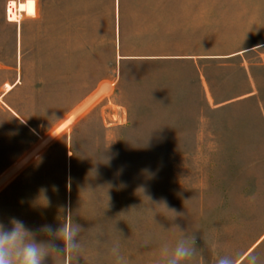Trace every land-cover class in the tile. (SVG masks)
<instances>
[{
    "label": "rangeland",
    "instance_id": "374dc122",
    "mask_svg": "<svg viewBox=\"0 0 264 264\" xmlns=\"http://www.w3.org/2000/svg\"><path fill=\"white\" fill-rule=\"evenodd\" d=\"M12 1L26 0H0V222L79 224L46 264H167L193 237L181 264L243 257L264 235V68L165 57L264 38V0H35L8 23Z\"/></svg>",
    "mask_w": 264,
    "mask_h": 264
},
{
    "label": "clouds",
    "instance_id": "9594fccd",
    "mask_svg": "<svg viewBox=\"0 0 264 264\" xmlns=\"http://www.w3.org/2000/svg\"><path fill=\"white\" fill-rule=\"evenodd\" d=\"M32 4H35V0H32ZM9 223L11 227L0 222V264H46L50 255L67 254L78 247L76 237L80 230L79 224L75 227L65 224L61 228H53L52 225L46 224L33 230L17 218H11ZM41 233L53 239L37 241L36 236ZM55 239L62 240L63 248L54 243ZM194 244V237L191 248L178 244L167 264H181V261L190 259L195 255ZM258 255L260 254L257 251L252 250L239 261V264H257ZM69 264H71L70 260ZM218 264H236V261L220 259Z\"/></svg>",
    "mask_w": 264,
    "mask_h": 264
},
{
    "label": "crops",
    "instance_id": "0c3cea01",
    "mask_svg": "<svg viewBox=\"0 0 264 264\" xmlns=\"http://www.w3.org/2000/svg\"><path fill=\"white\" fill-rule=\"evenodd\" d=\"M35 16V15H34ZM33 17V16H32ZM240 33V34H239ZM233 36L228 40L232 45L230 47L222 48V52L208 53V54H198V55H187V56H170L165 57V59H174V60H193V61H210V60H218L223 63L228 61L238 60L241 67H243V61L246 57L251 54H255L259 58V65L264 68V38L253 39L252 32L249 30L245 33V36L248 37L241 38V32L234 31L231 33ZM236 35V37H235ZM229 39V38H228ZM122 59V58H121ZM10 88L8 91H10ZM4 94L1 95L3 97ZM4 170V166L2 167ZM264 244V235H262L256 243L241 257L236 264H239L240 260L244 259V256L248 254V252L254 250L255 248Z\"/></svg>",
    "mask_w": 264,
    "mask_h": 264
},
{
    "label": "bare ground",
    "instance_id": "6f19581e",
    "mask_svg": "<svg viewBox=\"0 0 264 264\" xmlns=\"http://www.w3.org/2000/svg\"><path fill=\"white\" fill-rule=\"evenodd\" d=\"M7 11L9 13V22L16 20L18 13H24L27 16H34L35 15V4H32V0H26L24 3H16V2H10L8 4ZM11 23V22H10ZM18 23V22H17ZM69 123V122H67ZM66 123V124H67ZM63 124V123H62ZM63 125L57 127L54 129L38 146L37 150H39L41 147L46 146L49 142H51L53 139H55L61 132ZM54 141V140H53ZM31 155L29 154L26 156L21 162H19L16 165V168L21 167L24 163H26L30 158Z\"/></svg>",
    "mask_w": 264,
    "mask_h": 264
},
{
    "label": "trees",
    "instance_id": "16d2710c",
    "mask_svg": "<svg viewBox=\"0 0 264 264\" xmlns=\"http://www.w3.org/2000/svg\"><path fill=\"white\" fill-rule=\"evenodd\" d=\"M120 42H121V37H120ZM123 60H124V58H122L120 61H123ZM162 60H163V59L160 58L159 60L157 59V60H155V61H162ZM16 122L18 123L17 120H16ZM37 127H38V125L32 123V129H37ZM10 219H11V218H10ZM9 221H10V220H9ZM1 222H3V219L1 220ZM3 223L5 224V222H3ZM7 226H8V227H11V225H10L9 222L7 223ZM71 264H72V262H71Z\"/></svg>",
    "mask_w": 264,
    "mask_h": 264
},
{
    "label": "built area",
    "instance_id": "2783aa9c",
    "mask_svg": "<svg viewBox=\"0 0 264 264\" xmlns=\"http://www.w3.org/2000/svg\"><path fill=\"white\" fill-rule=\"evenodd\" d=\"M7 8H8V6H7ZM8 17H9V13H8V11H7V9H6V20H7L8 23H10Z\"/></svg>",
    "mask_w": 264,
    "mask_h": 264
}]
</instances>
